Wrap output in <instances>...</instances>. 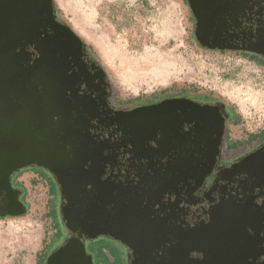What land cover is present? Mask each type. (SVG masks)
Instances as JSON below:
<instances>
[{"label": "flooded vegetation", "instance_id": "1", "mask_svg": "<svg viewBox=\"0 0 264 264\" xmlns=\"http://www.w3.org/2000/svg\"><path fill=\"white\" fill-rule=\"evenodd\" d=\"M183 1L198 47L264 69V0ZM46 18L0 23V90L21 118L35 106L60 174L33 163L10 175L21 201L22 171L56 186L53 250L78 238L94 264L85 244L101 236L108 264L111 250L123 264H264V126L245 134L235 107L199 91L120 99L85 43Z\"/></svg>", "mask_w": 264, "mask_h": 264}, {"label": "rangeland", "instance_id": "2", "mask_svg": "<svg viewBox=\"0 0 264 264\" xmlns=\"http://www.w3.org/2000/svg\"><path fill=\"white\" fill-rule=\"evenodd\" d=\"M53 1L101 63L118 98L199 91L235 107L236 126L245 134L264 126V69L234 53L198 47L183 0ZM15 184L26 209L0 218V264H44L65 237L54 216L57 188L29 170L16 175ZM107 243L101 236L86 241L94 264H108L98 251L103 246L110 259ZM110 252L123 264L118 252Z\"/></svg>", "mask_w": 264, "mask_h": 264}, {"label": "water", "instance_id": "3", "mask_svg": "<svg viewBox=\"0 0 264 264\" xmlns=\"http://www.w3.org/2000/svg\"><path fill=\"white\" fill-rule=\"evenodd\" d=\"M45 17L63 27L78 45L82 44V39L70 26L55 20L52 0H0V18H3L0 23L3 27L16 29L22 27L24 21L34 24ZM8 95L5 90H0V217L20 215L26 209L18 197L20 191L11 186L10 175L14 170L36 163L52 170L58 178L60 176L54 169L50 149H45L46 141L40 137L39 128L33 127L31 122L35 106L28 108L31 109L30 117L21 118L24 108L11 102ZM169 101L153 105L154 109ZM45 264H92V260L84 244L78 238H70L47 256Z\"/></svg>", "mask_w": 264, "mask_h": 264}, {"label": "trees", "instance_id": "4", "mask_svg": "<svg viewBox=\"0 0 264 264\" xmlns=\"http://www.w3.org/2000/svg\"><path fill=\"white\" fill-rule=\"evenodd\" d=\"M53 1V0H52ZM53 5H54V9H55V11L57 12V14H58V9H57V7H56V4H55V2L53 1ZM63 20V19H62ZM64 21V20H63ZM64 23H66L65 21H64ZM67 24V23H66ZM68 25V24H67ZM69 26V25H68ZM21 199H22V197H21Z\"/></svg>", "mask_w": 264, "mask_h": 264}]
</instances>
